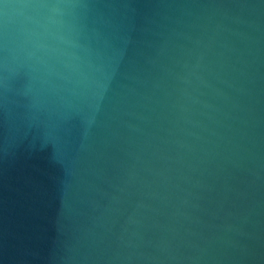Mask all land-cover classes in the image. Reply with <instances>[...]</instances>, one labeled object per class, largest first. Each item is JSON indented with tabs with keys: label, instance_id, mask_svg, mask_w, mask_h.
Returning <instances> with one entry per match:
<instances>
[{
	"label": "water",
	"instance_id": "obj_1",
	"mask_svg": "<svg viewBox=\"0 0 264 264\" xmlns=\"http://www.w3.org/2000/svg\"><path fill=\"white\" fill-rule=\"evenodd\" d=\"M0 264H264V0H0Z\"/></svg>",
	"mask_w": 264,
	"mask_h": 264
}]
</instances>
